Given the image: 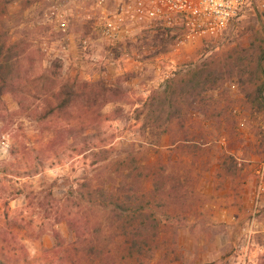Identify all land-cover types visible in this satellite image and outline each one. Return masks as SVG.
<instances>
[{"label":"rangeland","instance_id":"rangeland-1","mask_svg":"<svg viewBox=\"0 0 264 264\" xmlns=\"http://www.w3.org/2000/svg\"><path fill=\"white\" fill-rule=\"evenodd\" d=\"M117 1L0 0V253L264 264V12L175 54L102 39Z\"/></svg>","mask_w":264,"mask_h":264},{"label":"built area","instance_id":"built-area-1","mask_svg":"<svg viewBox=\"0 0 264 264\" xmlns=\"http://www.w3.org/2000/svg\"><path fill=\"white\" fill-rule=\"evenodd\" d=\"M106 0L95 8L106 12ZM264 12V0H119L102 15L98 34L116 44L136 32L150 31L173 43V53L223 38L251 11Z\"/></svg>","mask_w":264,"mask_h":264},{"label":"trees","instance_id":"trees-1","mask_svg":"<svg viewBox=\"0 0 264 264\" xmlns=\"http://www.w3.org/2000/svg\"><path fill=\"white\" fill-rule=\"evenodd\" d=\"M264 42V41H263ZM4 50V46L3 47H0V54H1V52ZM263 54H264V52H263ZM204 67H208V66H204ZM203 67V68H204ZM198 75H200V74H198ZM263 93H264V91H263V89L262 88H260L259 90H258V95L259 96H262L263 95ZM117 193H118V191H117ZM120 193V194H119ZM119 195L121 196H116V202L114 203V208L115 209H118V210H121L122 212H127V205L129 204L128 202H129V200H128V198H126V193L124 192V191H119ZM117 195V194H116ZM127 245H128V243H126ZM137 244V243H136ZM132 245V244H131ZM131 245H129V248L131 249L132 247H131ZM127 249V248H126ZM129 250V249H128ZM1 252L2 253H0V264H30V261H28L27 259H24V260H22V261H11V260H9V258H7L6 256H4V250L3 249H1Z\"/></svg>","mask_w":264,"mask_h":264},{"label":"crops","instance_id":"crops-1","mask_svg":"<svg viewBox=\"0 0 264 264\" xmlns=\"http://www.w3.org/2000/svg\"><path fill=\"white\" fill-rule=\"evenodd\" d=\"M136 33H137V32H136ZM136 33H135V34H136ZM131 36H133V35H131ZM131 36H130V37H131ZM132 39H133V38H132ZM135 58L138 59V58H139V55H135Z\"/></svg>","mask_w":264,"mask_h":264}]
</instances>
